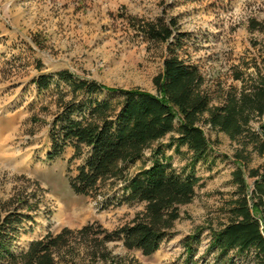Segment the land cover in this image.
I'll list each match as a JSON object with an SVG mask.
<instances>
[{"label":"rangeland","instance_id":"374dc122","mask_svg":"<svg viewBox=\"0 0 264 264\" xmlns=\"http://www.w3.org/2000/svg\"><path fill=\"white\" fill-rule=\"evenodd\" d=\"M158 19L166 23L172 19L175 33L185 35L174 52L197 66L211 105L220 104L227 91L249 85L262 71L264 0H0V214L20 192L40 197L33 221L16 241L17 253L48 232L93 222L113 230L142 210L139 204H117L118 184L108 182L89 196L70 189L68 177L86 155L71 160L72 148L55 160H48L46 154L58 99L70 100L72 94L62 82L38 90L33 81L41 74L66 70L106 88L155 93L152 79L161 72L167 45L145 38L138 26ZM106 97V93L99 96ZM263 120L253 121L252 127L256 129ZM202 129L211 153L195 166L200 181L193 200L180 207L172 238L150 256L127 250L121 242L108 243L121 264H217L206 248L210 230L227 221L226 202L236 190L232 173L241 166L235 155L249 158L241 167L245 174L259 167L263 158L251 146L242 149L239 141L207 126ZM180 152L165 151L176 169L187 160L185 148ZM199 229L196 253L188 258L182 241ZM234 262L255 264V259L249 253Z\"/></svg>","mask_w":264,"mask_h":264},{"label":"trees","instance_id":"16d2710c","mask_svg":"<svg viewBox=\"0 0 264 264\" xmlns=\"http://www.w3.org/2000/svg\"><path fill=\"white\" fill-rule=\"evenodd\" d=\"M175 26L172 19L138 26L145 38L167 45L161 72L152 79L155 93L106 88L66 70L41 74L33 81L38 90L62 82L72 94L70 100L58 99V111L49 124L50 150L46 154L48 160H55L72 148L71 160L86 155L75 174L68 177L70 189L76 195L89 196L108 182L118 184L117 204H139L142 210L113 230L93 222L48 232L17 253L16 241L25 225L33 221L40 203L38 194L20 192L8 200L0 214V264H121L107 248L111 242H121L127 250H137L143 256L154 254L172 238L180 207L195 196L200 181L195 166L211 153L202 129L206 126L239 141L242 149L251 146L263 158L259 167L245 174L241 167L249 158L235 155L241 166L232 173L236 190L226 202L227 221L210 230L206 251L213 253L217 264H234V258L249 253H253L255 264H264V120L256 129L251 125L264 117V64L249 85L227 91L220 104L211 105L197 66L174 52L185 37L175 33ZM104 93L108 97L99 98ZM181 148H185L187 160L176 169L165 151L181 154ZM137 163L140 167L131 172ZM200 231L182 241L188 258L196 253Z\"/></svg>","mask_w":264,"mask_h":264}]
</instances>
